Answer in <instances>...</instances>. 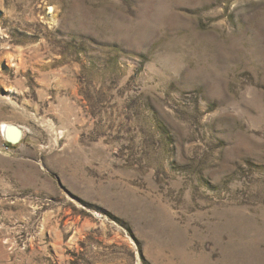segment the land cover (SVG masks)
<instances>
[{"label": "rangeland", "instance_id": "rangeland-1", "mask_svg": "<svg viewBox=\"0 0 264 264\" xmlns=\"http://www.w3.org/2000/svg\"><path fill=\"white\" fill-rule=\"evenodd\" d=\"M0 264H264V0H0Z\"/></svg>", "mask_w": 264, "mask_h": 264}, {"label": "water", "instance_id": "water-1", "mask_svg": "<svg viewBox=\"0 0 264 264\" xmlns=\"http://www.w3.org/2000/svg\"><path fill=\"white\" fill-rule=\"evenodd\" d=\"M13 130H15V132H12V134H10V132ZM7 131L8 134H5V127L2 128V135L7 143L16 145L23 139V131L20 128L10 126L7 128Z\"/></svg>", "mask_w": 264, "mask_h": 264}, {"label": "bare ground", "instance_id": "bare-ground-1", "mask_svg": "<svg viewBox=\"0 0 264 264\" xmlns=\"http://www.w3.org/2000/svg\"><path fill=\"white\" fill-rule=\"evenodd\" d=\"M3 127H5V134L7 133L8 134V131H7V128L10 127V126H14V127H17V128H20L22 130L21 127L17 126V125H14V124H3L2 125ZM12 132H15V130L11 131L10 134H12ZM23 134V133H22ZM59 236V235H58Z\"/></svg>", "mask_w": 264, "mask_h": 264}, {"label": "trees", "instance_id": "trees-1", "mask_svg": "<svg viewBox=\"0 0 264 264\" xmlns=\"http://www.w3.org/2000/svg\"><path fill=\"white\" fill-rule=\"evenodd\" d=\"M10 146V145H9Z\"/></svg>", "mask_w": 264, "mask_h": 264}]
</instances>
